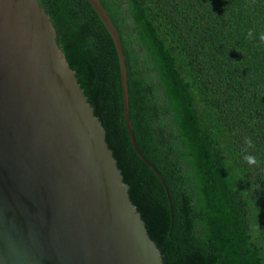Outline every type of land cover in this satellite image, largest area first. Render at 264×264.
I'll list each match as a JSON object with an SVG mask.
<instances>
[{
  "label": "trees",
  "instance_id": "1",
  "mask_svg": "<svg viewBox=\"0 0 264 264\" xmlns=\"http://www.w3.org/2000/svg\"><path fill=\"white\" fill-rule=\"evenodd\" d=\"M99 1L119 38L133 140L165 190L130 149L116 59L85 0H36L162 264H264V0Z\"/></svg>",
  "mask_w": 264,
  "mask_h": 264
},
{
  "label": "water",
  "instance_id": "2",
  "mask_svg": "<svg viewBox=\"0 0 264 264\" xmlns=\"http://www.w3.org/2000/svg\"><path fill=\"white\" fill-rule=\"evenodd\" d=\"M85 2L116 59L130 149L163 186L133 140L118 34ZM127 190L49 17L36 0H0V264H162Z\"/></svg>",
  "mask_w": 264,
  "mask_h": 264
},
{
  "label": "clouds",
  "instance_id": "3",
  "mask_svg": "<svg viewBox=\"0 0 264 264\" xmlns=\"http://www.w3.org/2000/svg\"><path fill=\"white\" fill-rule=\"evenodd\" d=\"M254 32L255 30H249L247 33L246 38L249 40L254 39ZM258 42L260 45H264V32H261L258 36ZM245 144L249 148H254L253 141L250 138L245 139ZM245 161L249 164V166H258L259 161L257 160V157L252 154H248L244 156Z\"/></svg>",
  "mask_w": 264,
  "mask_h": 264
}]
</instances>
